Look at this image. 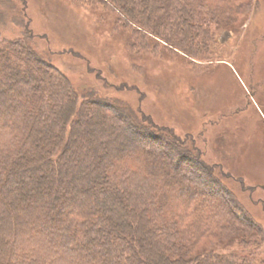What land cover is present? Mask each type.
<instances>
[{
    "label": "trees",
    "instance_id": "1",
    "mask_svg": "<svg viewBox=\"0 0 264 264\" xmlns=\"http://www.w3.org/2000/svg\"><path fill=\"white\" fill-rule=\"evenodd\" d=\"M252 1L84 0L107 5L141 50L201 63L218 55L219 32L251 15ZM26 10L25 0H0V264H264V231L200 155L127 103L45 69L42 56L50 57L35 51ZM8 21L14 39L2 36ZM224 65L249 89L236 115L256 101L253 113L264 119L258 87L236 62ZM263 128L257 123L248 140L261 144ZM257 153L244 157L261 165L248 170L264 187V149ZM182 166L196 173L180 174ZM227 237V252L204 248Z\"/></svg>",
    "mask_w": 264,
    "mask_h": 264
},
{
    "label": "rangeland",
    "instance_id": "2",
    "mask_svg": "<svg viewBox=\"0 0 264 264\" xmlns=\"http://www.w3.org/2000/svg\"><path fill=\"white\" fill-rule=\"evenodd\" d=\"M25 2L36 36L34 49L50 57L42 56L45 69H61L76 89L92 87L103 100L127 103L140 118L149 117L165 138H179L186 149L200 155L255 227L264 231V187L258 186L248 170L258 174L261 165L244 157L264 149V136L258 150L256 142L248 140L251 135L247 138L257 123L264 127V119L253 113L255 107L259 111L256 101L236 115L245 108L249 89L224 65L236 62L241 77L258 87L256 97L264 105V0L252 1V13L243 23L217 34L223 44L215 50L218 55L205 63L186 59L179 51H158L160 47L141 50L129 28L117 26L116 15L107 5L93 2L87 6L84 0ZM17 33L18 28L8 21L2 36L14 39ZM150 146L165 153L160 144ZM190 169L182 166L178 172L194 176L196 170ZM225 196L226 192L211 194L214 199ZM229 238L211 240L204 248L227 252ZM257 255L264 262V245Z\"/></svg>",
    "mask_w": 264,
    "mask_h": 264
},
{
    "label": "bare ground",
    "instance_id": "3",
    "mask_svg": "<svg viewBox=\"0 0 264 264\" xmlns=\"http://www.w3.org/2000/svg\"><path fill=\"white\" fill-rule=\"evenodd\" d=\"M259 146H260V142L257 141V142L254 144V148L257 149ZM246 155L249 156V158H250L251 160H255L256 158H259V157H260V154L257 153V152H254V151L247 152Z\"/></svg>",
    "mask_w": 264,
    "mask_h": 264
}]
</instances>
